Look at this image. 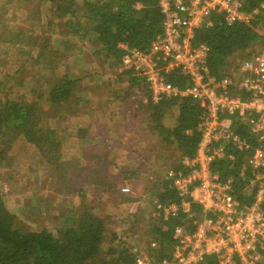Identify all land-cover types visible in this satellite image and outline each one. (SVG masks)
Masks as SVG:
<instances>
[{
	"label": "trees",
	"instance_id": "trees-1",
	"mask_svg": "<svg viewBox=\"0 0 264 264\" xmlns=\"http://www.w3.org/2000/svg\"><path fill=\"white\" fill-rule=\"evenodd\" d=\"M14 1L0 0V46L5 45V50L0 52V173L4 168L10 167L11 159L14 160L17 155L16 149L23 146L27 148L26 152L34 149L38 154L36 159L28 161L30 165L27 167L30 171L35 164H45L43 167L40 165L38 169L48 172V179L65 185L69 177L66 175L68 167L65 165L68 162L63 159V148L71 134L67 125H62L68 116L77 113L76 110L83 109V112L89 113L93 106L85 107L83 104L89 105L93 99L91 96L86 98L84 95H78L81 90L78 84L82 82V77L70 73H64L54 80L46 79L45 82L38 79L39 85L31 89L29 97L14 98L12 88L15 86V77L21 73L23 66L28 62L27 59L32 56L35 62L47 64L46 67L55 69L54 61L61 56L59 47L51 46V34L62 41L59 38L61 36L54 33L56 25L59 26L61 35L68 30L78 34L79 39L87 36L88 41L95 46L92 51L95 57L100 59L101 64H108L110 69H115L121 64L122 56L126 52L120 44L124 43L140 50L148 49L152 41L162 34L165 15L157 0H17L15 9H22L33 21L32 27H23L10 22L9 15L13 6L10 4ZM241 1L243 10L253 12L257 9L248 20L227 23L220 14L213 13L209 17L212 25L203 23L196 30L195 42L208 46L210 72L217 77L231 75L230 71L237 68V65L233 67L232 63L236 55L242 58L250 57L256 50H251V47L263 45L264 0ZM11 20L14 21V18ZM63 42H68V39ZM67 47H70L69 43H66ZM248 49L250 51H247ZM15 50L19 51L21 56L16 71L14 67L5 68V61L11 58ZM130 79H134L131 81L135 87L139 85L138 79ZM170 81L180 87L186 84L185 78L177 73L170 76ZM88 89L89 87L85 90L86 93ZM146 99L145 102L141 98L139 100L141 109L149 114V120L152 122L149 127L153 137L155 134L165 145L174 146L178 154L175 162L170 165L177 166L181 157L192 156L197 149L201 137L197 124L203 108L191 97H165L156 103L150 96H146ZM171 109H177V114L174 125L168 127L165 118ZM57 126L65 128L63 134ZM92 126H75L74 134L78 138L77 156L84 155L87 158L90 154L95 158L92 165L93 177L83 178L80 175L85 166L80 167L75 176L83 183H93L104 192L116 191L119 188L118 182L107 180L114 175L110 172L114 161L106 158L112 149L106 142L111 138L102 140L104 146L97 143L96 147L105 150L104 152L95 151L93 148L85 149L88 141L92 139V136H88ZM121 148L122 145L118 146V149ZM30 154L34 156V153ZM99 159L102 162L99 163ZM78 160L76 158L75 162ZM125 168L126 179L138 176L139 171L133 167ZM33 172L36 173L37 170ZM221 173L223 177L229 175L225 162L221 166ZM153 181L155 186L159 187L156 191L153 190L155 199L163 202L179 199L176 191L169 187L162 176ZM240 182L239 179L235 180L236 197L242 203L250 202L252 195L243 191L244 183ZM85 186L80 185L72 191L85 198ZM121 200L126 201L128 198L123 196ZM94 208L96 207L87 204L84 199L79 208L73 207L67 211L68 214L57 231L48 227L32 229L20 224L17 214L8 208L0 191V264H133L131 247L112 244L117 234L109 232L110 216L98 214ZM193 210L197 219L201 215L200 206L194 204ZM192 220L183 215L166 223H157L155 220L152 222V236L159 241V259L170 256L174 245L173 226ZM106 240L111 244L105 249ZM201 264L219 263L211 256Z\"/></svg>",
	"mask_w": 264,
	"mask_h": 264
},
{
	"label": "built area",
	"instance_id": "built-area-1",
	"mask_svg": "<svg viewBox=\"0 0 264 264\" xmlns=\"http://www.w3.org/2000/svg\"><path fill=\"white\" fill-rule=\"evenodd\" d=\"M157 1L165 15L162 34L146 50L121 43L126 52L120 73L138 79L136 93L154 103L175 96L197 101L203 108L197 124L201 137L194 155L181 157L162 174L179 199L155 200L151 212L161 223L183 215L193 220L173 226L169 257L158 258L155 238L144 246L135 243L133 264H201L211 256L219 264H264V45L241 59L231 75L217 77L210 72L208 46L195 42L196 30L212 25L213 13L235 23L257 9L243 10L241 0ZM175 73L185 78L184 86L170 81ZM236 179L252 195L250 202L236 197ZM194 204L200 206L197 219Z\"/></svg>",
	"mask_w": 264,
	"mask_h": 264
},
{
	"label": "rangeland",
	"instance_id": "rangeland-1",
	"mask_svg": "<svg viewBox=\"0 0 264 264\" xmlns=\"http://www.w3.org/2000/svg\"><path fill=\"white\" fill-rule=\"evenodd\" d=\"M17 3V0H15L10 4L13 5L9 15L10 22L14 25L18 23L23 27H32L33 21L30 20L27 13L22 9L20 10V8L15 9ZM13 18L14 21L11 20ZM42 22L44 23V21ZM58 27L56 25L54 33L60 35L59 38L62 41H59L53 34L50 37L51 46H57L60 49L59 55L61 58L54 61V64H56L55 69L46 67L47 64L35 62L34 56L28 58V62L23 66L21 73L14 79L15 86L12 88V96L14 98L29 97L31 89L39 85L38 79H42L44 82L46 79L54 80L60 75H64V73L82 77V82L78 84L81 90L77 87V90H79L78 95H84L86 98L91 96V99H93L91 104L83 105L85 107L92 105L93 107L90 108L89 113L83 112V109L76 110L77 113L74 116H68V119L62 125H67V130L69 128L71 134L68 142H65V148H63L65 153L63 159L65 158L68 162L65 165V167H68L66 170V175L69 177L66 181L67 184L55 183L48 179V172L38 169L40 165L43 167L45 164H35L30 171L27 167L28 164L30 165L28 161L36 159L38 154L34 149L26 152L27 148L20 146L16 149L15 159L10 161V167L1 170L0 191L8 208L17 214L20 224L32 229L48 227L57 231L63 224V219L68 214L67 211L73 207L79 208L81 201L85 199L87 204L96 207L94 210L98 214L110 216L108 219L109 232L113 231L117 234L112 244L132 247L138 242L145 243L153 238L151 225L153 221L150 219L151 216L149 217V211L152 208L153 199L156 197L153 190L159 189L155 186L153 179H144L146 178L145 174L151 173L148 169L151 167V162H154L155 166H158V175L156 176H162L161 174L166 166L169 167L170 164L175 162L178 151H175L174 146L165 145L164 141L159 140L155 134L153 137L148 126L149 123H152L149 120V114L141 109L142 104L139 100L141 96L136 93L135 86L131 79L127 77L128 75L120 73L117 68L110 69L108 64H101L100 59L93 54L92 51L95 46L88 41L87 36L79 39L78 34H73L68 30L64 35H61ZM64 39H68L66 43H69L70 47L66 48V43L63 42ZM4 47L5 45L0 46V52ZM257 47L253 46L250 49L254 50L256 48L258 50L261 48ZM250 49L247 51H250ZM20 57L19 51H13L11 58L5 61V68H8V66L14 67L16 71ZM241 59L243 58L236 55L232 59L233 67ZM87 87H89L88 94L85 91ZM117 93L127 98L123 102H119L114 99ZM122 107V114L117 112L112 114L114 108L121 109ZM174 111V109H171L169 114L166 115L165 124H169L168 127L171 126L172 119L174 120ZM110 118H113L116 122L111 121ZM89 124L93 125L92 131L88 133V136H92V139L88 141L89 143L85 149L92 150L93 148L95 151L104 152L105 150L98 149L96 145L103 139L111 138L110 147L112 149L108 152L109 155L106 158L109 161H114V167L110 171L114 175L107 178V180L108 182L112 180L118 182L119 188L123 186L120 190L117 188L113 192H104L98 186L95 187L93 183H83L79 177L75 176L80 167L85 166L80 175L83 178L85 176L93 177L92 165L95 158H92L90 154L87 158L84 155L77 156L76 142H78V138L74 134L76 131L75 126L84 127ZM108 125H112L114 129L112 135L107 131L106 127ZM62 126L61 128L57 127L60 128L63 134L65 128ZM120 145H126L125 149H118ZM30 152L34 153L33 157ZM76 158L79 159L77 163L75 162ZM72 159L73 161H70ZM100 159L98 160L99 163L102 162ZM128 161L137 171L147 169L142 177L133 182L126 181L124 173V170H126L124 165ZM34 170H37V172H33ZM80 185H86L85 198L77 196V193L75 194L72 191L78 189L76 187ZM125 185L127 190L124 189ZM130 192L132 194L129 195ZM123 196L127 197L128 200L122 201L121 197ZM134 200H141L138 204V212L134 211L136 216H133L135 213L132 212L128 204L133 203ZM114 201L118 203L116 204ZM110 244L106 240L104 248L106 249Z\"/></svg>",
	"mask_w": 264,
	"mask_h": 264
},
{
	"label": "crops",
	"instance_id": "crops-1",
	"mask_svg": "<svg viewBox=\"0 0 264 264\" xmlns=\"http://www.w3.org/2000/svg\"><path fill=\"white\" fill-rule=\"evenodd\" d=\"M117 69H119V72H121L120 71V65L119 66H117L116 67ZM132 81L134 80V79H131ZM135 91H136V88H135ZM232 93H236V91L234 90V91H232ZM115 97L116 98H114V99H117L119 102H122L123 100H125L127 97L125 96V97H123L121 94H119V93H117V95L115 94ZM121 97H123V99H121ZM144 102L147 100L146 99V97H144V96H141L140 97ZM114 99H113V101H114ZM122 100V101H121ZM175 111H174V116H173V118H174V120H175V117H176V114H177V109H174ZM113 112H112V114L114 113V112H117V113H123V107L120 109V108H118V109H113L112 110ZM129 111V110H128ZM137 111V110H136ZM111 115V114H110ZM110 120L111 121H114V122H116L113 118H110ZM173 119H172V123L170 124L171 125V127L174 125L173 124V121H174ZM145 121V120H144ZM174 123H175V121H174ZM147 124V123H146ZM167 126H169V124H166ZM148 126H150V124H148ZM107 131H109L108 133H111V135L113 134V131L112 130H114L113 128H112V125H108L107 127ZM142 130V129H141ZM140 130V131H141ZM150 130V129H149ZM148 130V131H149ZM142 131H144V130H142ZM110 142H111V140H108L107 142H106V144H109L110 145ZM99 144H101V145H103L104 146V144H103V142L101 141V142H98ZM80 144V143H79ZM122 144H124V142H122ZM125 147H126V145H122V150L123 149H125ZM112 148V147H111ZM152 164H150L151 165V167L148 169L149 170V172H151L152 174H154L155 175V177H156V175H158V171H157V167L158 166H155L156 164L154 163V162H151ZM133 164H135V163H133ZM124 166H127V168L129 167V168H131V167H133L134 168V166H132V164H130V162L128 161L127 163H125V165ZM137 166V165H136ZM149 166V165H148ZM166 168H167V166H166ZM166 168L164 169V171H163V173L165 172V170H166ZM113 169V168H112ZM147 169H142V170H140L139 171V174H138V176H135L134 178H127L126 179V181H131V182H133V181H136L137 180V178H140V177H142L143 176V174H145L144 172L146 171ZM111 171V170H110ZM151 173H149L148 175L147 174H145V177L146 178H144V179H150V178H148L150 175H151ZM162 173V174H163ZM114 174V173H113ZM161 174V175H162ZM159 177V176H158ZM158 179V178H157ZM123 186H121L120 188H122ZM120 188H119V190H120ZM124 188H127L126 187V185L124 186ZM129 195L130 194H132L131 192L130 193H128ZM133 198V197H132ZM155 200H157V199H155ZM155 200H154V202H155ZM140 202H141V200H138V201H136V200H134V202L133 203H128L129 204V206L131 207V209H132V212H134V211H136V213L138 212V210H137V208H138V204H140ZM132 205V206H131ZM119 206V205H118ZM154 205L152 204V208H151V210L149 211V217L151 216V212L154 210ZM135 213V212H134ZM136 213L133 215V216H136ZM150 219H151V217H150ZM152 221H154V219H151ZM157 224V223H156ZM130 231V230H129ZM151 239H153V238H151ZM150 239V240H151ZM150 240H148L147 242H145V243H140V242H138L140 245H146Z\"/></svg>",
	"mask_w": 264,
	"mask_h": 264
}]
</instances>
